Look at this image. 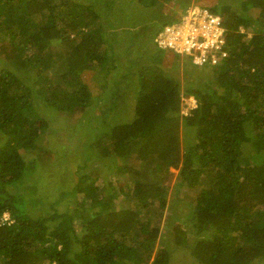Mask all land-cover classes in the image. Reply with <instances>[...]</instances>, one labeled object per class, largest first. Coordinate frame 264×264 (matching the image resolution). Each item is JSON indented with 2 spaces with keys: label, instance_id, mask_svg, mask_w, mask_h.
Returning <instances> with one entry per match:
<instances>
[{
  "label": "trees",
  "instance_id": "trees-1",
  "mask_svg": "<svg viewBox=\"0 0 264 264\" xmlns=\"http://www.w3.org/2000/svg\"><path fill=\"white\" fill-rule=\"evenodd\" d=\"M161 1L129 3L147 9ZM249 7L259 15L246 24L236 10L210 8L221 17L229 50L225 63L208 69L212 82L182 88L160 68L133 67L132 118L96 131L84 148L85 160L116 158L128 174L124 189L107 196L105 186L82 174L71 192L54 191L59 201L48 194L43 199L40 186L32 187V173L53 154L41 145L31 99L44 96L61 113L88 108L95 99L81 76L105 65L111 25L90 1L0 0V58L12 68L0 69V218L6 212L11 220L0 224V264H169L173 248L159 220L166 214L171 169L181 180L176 185L187 189H179L178 198L188 202L184 214L192 218L197 263L264 260V0H244L242 9ZM144 42L130 39L131 50L139 45L149 53ZM190 97L196 107L183 115V100ZM184 129L194 135L191 147L181 145ZM244 152L258 155V162H246ZM79 189L89 202L73 201L72 213L55 209ZM175 220L168 216L172 243L183 247L187 230Z\"/></svg>",
  "mask_w": 264,
  "mask_h": 264
},
{
  "label": "rangeland",
  "instance_id": "rangeland-1",
  "mask_svg": "<svg viewBox=\"0 0 264 264\" xmlns=\"http://www.w3.org/2000/svg\"><path fill=\"white\" fill-rule=\"evenodd\" d=\"M79 1L94 3L96 10L101 14L102 21L111 25L112 29L108 27L105 29V65L100 68L94 67L81 76L89 95L95 99L88 108L82 112L61 113L49 108L45 104L44 96H33L31 99L33 100L32 108L34 111L36 110L37 125L42 131L41 145L53 154L52 158L48 155L47 163H41V167H38L31 176V180L34 182H32V187L40 186L36 189L37 195L43 199L48 194V198L53 197L54 200L61 201L63 198L60 199L59 196L54 198V191L59 189L62 193L71 192L76 185L77 177L82 174L87 175L86 182L94 186H105L107 196L114 195L115 191L120 192L124 189V184L128 181V174L121 166H118L116 158L111 155L108 159L92 157L85 160L84 148L92 144L96 131L104 130L116 122L132 118L136 95L134 90L136 80L134 72L136 70L133 67L155 66V68H160L176 78L182 88L193 82L203 84L207 80L213 81V72L208 70L212 69L211 67L198 69L199 67H193L187 58L179 56L171 50H158L151 38L155 29L171 23L187 5H206L209 8L236 10L239 14L238 17L243 20V24L254 21L259 15L258 10L250 7L248 11L243 10L244 0H162L156 6L147 9L134 8L136 3L130 4L129 0ZM242 31L243 26L240 27L241 34ZM132 35L134 36L131 37ZM130 39L136 43L139 40L141 42L148 41L149 43H144H147L146 47L150 52L147 54L143 51L140 52L139 45H136L135 50H131ZM159 56L161 58L157 62L155 57ZM127 64L129 67H126ZM3 67L12 70L0 58V69ZM106 72V77L102 79V74H106ZM103 81L104 88H102ZM212 87L213 83L208 86V89ZM189 99L183 100L185 104V108L181 112L183 115H187L191 107H195ZM182 136L181 145L183 148L191 147L195 143L194 135L192 136L188 129L182 131ZM247 152H244L246 162L257 163L259 156L255 153L247 155ZM112 165H115V168ZM170 171L174 174V180L167 193L166 214L159 220V229L164 235L163 240L168 241L167 243L171 244V248H173L169 264H199L191 255L197 237L191 235L189 231L192 219L188 218L190 212L187 216L184 214L189 210L188 202L178 198V190L183 189L182 192H185L187 189L182 184L176 185L181 180L178 178L177 171L173 169ZM17 187L24 186L18 185ZM198 192V188L193 190L194 194ZM83 196V189H79L72 199L63 200L55 206V209L59 212L72 213L76 207L73 201L78 203L84 200L90 201ZM111 203L114 204L112 199ZM169 215L176 217L174 224L179 223L185 228V231L187 230V242L183 247L175 248L172 243L171 228L167 221ZM74 222L75 231L80 233L82 230L80 222L77 219ZM75 248L77 249V247ZM254 264H264V260L256 261Z\"/></svg>",
  "mask_w": 264,
  "mask_h": 264
},
{
  "label": "built area",
  "instance_id": "built-area-1",
  "mask_svg": "<svg viewBox=\"0 0 264 264\" xmlns=\"http://www.w3.org/2000/svg\"><path fill=\"white\" fill-rule=\"evenodd\" d=\"M152 39L157 49L186 56L197 67L220 66L229 56L221 17L204 6L187 5L171 23L160 26ZM189 101L195 106L193 99ZM0 220L2 225L11 223L8 214Z\"/></svg>",
  "mask_w": 264,
  "mask_h": 264
},
{
  "label": "clouds",
  "instance_id": "clouds-1",
  "mask_svg": "<svg viewBox=\"0 0 264 264\" xmlns=\"http://www.w3.org/2000/svg\"><path fill=\"white\" fill-rule=\"evenodd\" d=\"M199 6H201V5H199ZM202 6H203V5H202ZM204 7H205V6H204ZM207 8H208V7H207ZM209 9H210V8H209ZM215 14H216V13H215ZM216 15H218V14H216ZM219 16H220V15H219ZM239 32H240V31H239ZM243 33H244V30L242 31V34H243ZM240 34H241V33H240ZM246 37H247V38H250V34H247ZM153 44H154V43H153ZM154 46H155V45H154ZM158 50H159V49H158ZM183 57H184V58H187L186 56H183ZM187 59L189 60V62H190V64H191L190 59H189V58H187ZM191 65H192V64H191ZM192 66H194V65H192ZM194 67H197V66H194ZM206 67H207V66H206ZM199 68H204V67H199ZM211 68H213V67H211ZM191 99H193V98L191 97ZM193 100H194V99H193ZM194 101H195V100H194ZM195 107H196V101H195ZM195 107H194V108H195ZM194 108H192V109H194ZM192 109H191V110H192ZM3 214H8V213L5 212V213H3ZM1 217H2V216H1ZM0 219H1V218H0ZM0 224H1V220H0Z\"/></svg>",
  "mask_w": 264,
  "mask_h": 264
}]
</instances>
